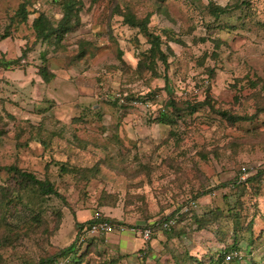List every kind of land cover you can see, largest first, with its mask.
Instances as JSON below:
<instances>
[{
	"label": "rangeland",
	"instance_id": "obj_1",
	"mask_svg": "<svg viewBox=\"0 0 264 264\" xmlns=\"http://www.w3.org/2000/svg\"><path fill=\"white\" fill-rule=\"evenodd\" d=\"M22 1L29 15L18 23L12 16ZM62 1L0 0V61L23 57L18 66H0V186L14 165L48 178L59 193L28 184L10 188L7 200L0 195V264H36L72 243L79 225L96 214L155 227L139 249L132 234H86L76 244L80 264H140L142 255L145 264H174L171 249L204 264L232 243L234 215L240 257L223 264L263 263L264 138L245 135L264 129V113L234 125L206 106L175 125L159 116L169 98L201 100L207 87L216 106L254 113L253 93L264 100V0H158L159 12L156 0H78L75 25L63 37L36 39L37 12L57 24ZM209 1L241 7L215 18ZM113 5L138 18L150 13L149 29L164 33L172 51L166 47V62L139 65L148 37ZM42 64L53 74L49 80L39 75ZM62 163L71 170L62 171ZM242 166L253 178L237 189ZM189 202L195 206L184 212ZM217 210L220 219L203 228L190 219ZM166 218L184 234L169 237L172 229L161 226ZM251 237L255 246H248Z\"/></svg>",
	"mask_w": 264,
	"mask_h": 264
},
{
	"label": "trees",
	"instance_id": "obj_2",
	"mask_svg": "<svg viewBox=\"0 0 264 264\" xmlns=\"http://www.w3.org/2000/svg\"><path fill=\"white\" fill-rule=\"evenodd\" d=\"M77 1L78 0H64L61 2L62 4V14L60 18L57 21V24H54L51 22V20L48 18L47 15H45L43 12H37V16L33 18L31 26L32 29L35 32L36 39L40 40H54L57 41L65 33H67L75 24L73 21V17L77 15ZM154 6L156 12L162 11L161 3L158 2V0L154 1ZM206 7L209 9L210 13L213 14L215 18H220L222 15L228 13L231 8L238 9L241 7V2L240 3H235L232 6L229 5L228 3L226 5H218L212 1H209L206 5ZM30 11V10H29ZM113 12H117L122 16V20L125 24L137 28L139 31L144 33L148 38V48L146 49V58L142 59L140 64L143 67H149V64L153 63L155 64L156 60L159 59L161 62H166L167 57H168V52L166 51V47L170 51V48L168 47L167 43H165L162 39L163 35L159 33H155L151 31L148 27V22H149V16L150 13L144 16L143 18H138L136 17L132 12L131 9L128 7L121 9L115 5L112 7ZM165 13V11H163ZM28 10L25 8V1H22L18 8L16 9L15 13L13 14L12 18H16L17 22H25L27 21L28 18ZM10 18L11 22H13V19ZM173 33V32H172ZM7 34L4 33L1 35L2 37H5ZM170 38H172L170 36ZM176 40V39H174ZM215 41V40H213ZM217 42V41H216ZM221 43V40H219V44ZM163 44H165V49H163ZM217 47L219 46L218 44L216 45ZM85 53V50L83 47H81L78 51V56H81L82 54ZM172 53V51H170ZM169 53V54H170ZM214 57H216V53L212 54ZM4 56V55H3ZM23 59L22 56L16 57L15 59H10L6 60L4 58L1 59L0 61V66H18L20 65L21 60ZM203 59V57H202ZM207 72L209 73V76L212 78L213 76V70L212 69H207ZM39 75L44 80H49L53 74L49 73L47 71L46 66L43 64L39 67ZM252 84H257V82H253ZM206 93H205V98L201 100H196V101H191V100H175L173 98H169L168 101L164 104L165 106V111H161L162 113L160 114V122L163 124H173L175 125L176 122L181 118L179 117L180 115H192L194 111H196L199 107H204L206 106L207 109H210L212 112L218 114L220 117L224 118L229 122V124L234 125L235 123L243 122V121H254L258 120L260 115L264 113V100H259V92L253 93L254 99H258L255 101V111L252 115H247V114H237L233 113L229 109H223L220 106H216V102L214 99L210 96L209 94V87L206 88ZM130 100L131 95H127L126 97H123V100ZM261 101V102H259ZM248 134L245 135V137H257L258 138L261 136L264 138V129L263 130H257L253 129L249 132ZM171 137H177L176 135V130L171 129L169 132ZM70 167H66L63 163L60 165V169L62 171L66 170H71L69 169ZM8 172H11L10 180L9 183L6 184L5 186H0V195L7 200V191L11 188V191H16L22 187L27 186L30 184V186H36L43 194H55L59 195L57 192L54 183L51 182L48 178L47 179H37L31 172H27L25 170L19 169L17 166L10 165L6 167ZM76 173V172H75ZM252 176L248 177L246 180H235L233 183L235 184L237 189H241L246 185L249 181L252 180ZM243 191L239 192V195H242ZM10 199H8L9 201ZM240 203V202H239ZM180 208V207H179ZM178 208V210H179ZM207 214V213H206ZM220 211H211L208 213V216L204 215L201 217H197L196 215H191L190 219L192 222L197 223V228H203L206 225H208L211 222H216L220 219L221 217ZM34 221L38 220V216L35 214H32V217ZM99 217L94 216L92 219H89L85 223H82L79 225V229L77 231L75 240L72 241L67 247L57 249L56 252H54L51 255H48L47 257L39 259V261L36 264H60V259H64L63 264H80L81 260V255L77 254L76 251V244L78 240L81 238L84 230L88 228L93 222L97 221ZM102 218L107 219L112 221L113 219L102 216ZM234 219V225H233V235H232V243L230 245H227L224 247L222 251L216 252L214 256H211L208 258L207 263L204 264H223L224 261H229L225 259V256L230 253L231 251H236L237 249V238L238 233H237V225H238V217L234 215L232 217ZM167 219V218H166ZM253 222V221H252ZM161 222L158 223V225ZM151 231L152 227L155 226H149ZM172 229V230H170ZM170 234H168L169 237L180 236V234H184L182 232V228L180 230H176L174 228V225L170 228ZM246 229L252 233V223L250 221V224L246 226ZM176 231L178 233L176 234ZM225 231L219 230V240L222 241L224 237ZM178 235V236H177ZM5 241V240H3ZM2 241V242H3ZM252 244L255 246V241L252 239V237L248 240V246ZM168 249V247H167ZM238 251V250H237ZM251 249L249 250V252ZM186 252V251H184ZM169 253L171 254L174 264H192V261H195V264H203L204 261H198L196 258H186L185 261L181 259L182 255L174 252L172 249L169 250ZM145 259L146 256L142 255L140 264H145ZM237 260V258H231L230 260ZM250 264H259L257 262H251ZM260 264H264L260 263Z\"/></svg>",
	"mask_w": 264,
	"mask_h": 264
},
{
	"label": "built area",
	"instance_id": "obj_3",
	"mask_svg": "<svg viewBox=\"0 0 264 264\" xmlns=\"http://www.w3.org/2000/svg\"><path fill=\"white\" fill-rule=\"evenodd\" d=\"M251 168L247 166H242L240 168V172L238 175L239 180H246L248 177L251 175ZM195 206L194 202H189L187 205H184L183 211L187 212L191 207ZM98 218L97 221L93 222L88 228H86L81 236V240H83L84 236L86 234L88 235H107L109 233H112L113 231L119 232V233H126V234H132L137 237H141L143 239H148L149 236L151 235V229L146 227V226H126L121 223L113 222L107 219L102 218L101 215L96 214ZM175 224V219L174 218H168L165 219L162 222V229L164 230H169L172 225ZM239 251H231L225 256L226 260H230L231 258H237L240 257L238 255Z\"/></svg>",
	"mask_w": 264,
	"mask_h": 264
},
{
	"label": "crops",
	"instance_id": "obj_4",
	"mask_svg": "<svg viewBox=\"0 0 264 264\" xmlns=\"http://www.w3.org/2000/svg\"><path fill=\"white\" fill-rule=\"evenodd\" d=\"M109 234H111V233H109ZM108 235V234H107ZM106 235V236H107ZM108 237V236H107ZM106 237V238H107ZM144 241H146V240H144L143 238H139V239H136L135 241H134V243H133V245H135L136 246V248H138L139 249V247H141V245L144 243Z\"/></svg>",
	"mask_w": 264,
	"mask_h": 264
}]
</instances>
